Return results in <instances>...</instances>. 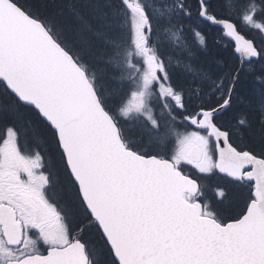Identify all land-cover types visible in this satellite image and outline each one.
I'll return each mask as SVG.
<instances>
[{
    "label": "snow or ice",
    "instance_id": "1",
    "mask_svg": "<svg viewBox=\"0 0 264 264\" xmlns=\"http://www.w3.org/2000/svg\"><path fill=\"white\" fill-rule=\"evenodd\" d=\"M67 7L65 20L0 0V264H264V138L238 147L217 122L240 69L213 78L187 63L180 79L160 40L163 27L191 61L216 29L264 80V0ZM253 115L264 130V88L237 125ZM30 126L47 151L21 145ZM216 175L236 208L219 185L207 198L200 181Z\"/></svg>",
    "mask_w": 264,
    "mask_h": 264
},
{
    "label": "trees",
    "instance_id": "2",
    "mask_svg": "<svg viewBox=\"0 0 264 264\" xmlns=\"http://www.w3.org/2000/svg\"><path fill=\"white\" fill-rule=\"evenodd\" d=\"M83 2L84 0H21V3L32 6L34 10L39 8L41 12L49 14L54 13L61 16L65 20L69 19V10L67 6ZM257 2H259V0H257ZM61 6L64 7L62 8ZM195 26L196 25L192 21H183V28L186 32ZM207 36V50L200 49L197 51L191 61H189L185 54L179 49L173 47L168 42L166 36V47L164 48L172 57L174 75L179 76L180 79H184L186 75L184 65L187 63H192L195 68L200 71L207 72L209 75H212L213 78H215L216 75H223L231 70L240 69L241 60L233 53V44L228 40H217L219 31L216 29H208ZM93 43L96 48H100L99 42L93 41ZM107 55H112V49L107 51ZM105 59H107V57H105ZM253 69L254 70H249V65L245 63V67L240 72V80L237 84L233 104L231 108L217 117V122L228 130H231L233 126L236 127V138L233 136V141L236 146L243 148L255 147L259 150L258 145L261 139L264 138V130L261 129L257 121V117L255 115L250 117L251 126L242 128L237 125V118L242 113H247L250 108H254L256 112L260 111L261 89L264 88V80L258 79L260 75V66L258 64L254 65ZM114 86L120 87L121 85L117 81ZM179 119L180 118L178 117V122ZM161 131H163V128ZM25 136L27 140L32 141L39 138L41 146H43L47 151L46 138L38 128L34 126L25 128ZM191 172L193 175H200L193 169H191ZM200 182L205 186L206 196L208 199H212L214 197L213 192L217 189V185H219L226 191V207L236 208L241 203L239 194L232 188L231 185L228 184V181L223 179L220 175L207 176L206 178L201 179Z\"/></svg>",
    "mask_w": 264,
    "mask_h": 264
},
{
    "label": "flooded vegetation",
    "instance_id": "3",
    "mask_svg": "<svg viewBox=\"0 0 264 264\" xmlns=\"http://www.w3.org/2000/svg\"><path fill=\"white\" fill-rule=\"evenodd\" d=\"M3 129H4V125H3V122H1L0 123V136L3 135ZM230 129H231V127H230ZM230 131L233 134L232 136H234V138H236V135H235L237 133L236 127L233 126ZM25 137H26L25 136V128H22L21 129V145L23 147H25L26 150L34 149L37 144L41 145L39 138L37 140L35 139L34 141H32V140H27Z\"/></svg>",
    "mask_w": 264,
    "mask_h": 264
},
{
    "label": "rangeland",
    "instance_id": "4",
    "mask_svg": "<svg viewBox=\"0 0 264 264\" xmlns=\"http://www.w3.org/2000/svg\"><path fill=\"white\" fill-rule=\"evenodd\" d=\"M161 33H162V35H161ZM160 36H161V42H162L163 46L166 47V36H167V35H166V33L163 31V27L161 28ZM123 39H124L125 42H130L131 37H130V33L128 32V30H125ZM112 55H114V51H113V49H112ZM112 55H111V56H112ZM118 82H119V81H118ZM154 108H155L156 114H157V115H160V109H159V106L154 105ZM137 123H138L139 125H142V122H137ZM193 170H195V169H193ZM195 171H196V170H195ZM215 193H216V190L213 192V195H214V196H215Z\"/></svg>",
    "mask_w": 264,
    "mask_h": 264
},
{
    "label": "water",
    "instance_id": "5",
    "mask_svg": "<svg viewBox=\"0 0 264 264\" xmlns=\"http://www.w3.org/2000/svg\"><path fill=\"white\" fill-rule=\"evenodd\" d=\"M243 67H244V63H241L240 72L243 70Z\"/></svg>",
    "mask_w": 264,
    "mask_h": 264
}]
</instances>
